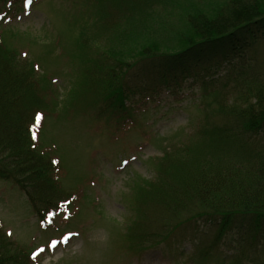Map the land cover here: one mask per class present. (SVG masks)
<instances>
[{"label": "trees", "instance_id": "trees-1", "mask_svg": "<svg viewBox=\"0 0 264 264\" xmlns=\"http://www.w3.org/2000/svg\"><path fill=\"white\" fill-rule=\"evenodd\" d=\"M19 1L0 0V21ZM148 1L89 0L86 7L100 26L94 39L105 29L117 35L110 40L106 33L107 40L93 54L70 46L74 82L65 101L49 74L40 71V62L24 59L16 36L0 27V181L6 186L0 199L19 195L35 217L49 214L48 226H54V219L65 216L73 193L62 184L54 144L40 137L45 123L68 118L69 111L86 113L93 106L99 115L108 113L106 125L114 129L131 119V97L146 91L139 89L133 72L143 75L148 61L175 66L192 51L204 49L213 60L221 58V76L212 72L199 78L202 118L188 136L167 144L149 180L134 181L130 208L136 217L127 234L138 246L199 222L205 227L203 245L191 252L187 264H264V29L260 36H244L251 26L264 27V0H196L188 4L189 10L180 3L171 11L182 22L171 34L177 46L159 38L131 37L138 34L132 27L139 25L134 20L138 9ZM126 21L128 27L122 26ZM120 28L127 30L123 41ZM237 34L245 41L234 39ZM61 36L54 41L64 49L68 44L63 41L61 46ZM237 41L240 46L234 49ZM219 43L225 50L219 52ZM160 75V85L168 90L176 86L172 78ZM212 86L216 91L208 90ZM223 242L229 244L227 253L220 249ZM32 252L20 248L0 220V264H36Z\"/></svg>", "mask_w": 264, "mask_h": 264}, {"label": "rangeland", "instance_id": "rangeland-1", "mask_svg": "<svg viewBox=\"0 0 264 264\" xmlns=\"http://www.w3.org/2000/svg\"><path fill=\"white\" fill-rule=\"evenodd\" d=\"M174 1L150 0L141 6L138 18L134 19L139 25L132 26L138 34L131 37L138 35L136 39L142 41L159 38L161 43L172 44L171 34L177 32L182 22L174 19L171 11L180 3L189 10L188 4L196 0ZM86 6L90 7L89 0H32L31 3L20 0L9 7L8 14L0 21L1 31L16 36L14 39L19 43L13 40L11 43H18L17 51H22L24 59L40 62V71L49 74L63 101L74 82L73 66L68 59L73 54L70 46L84 47L85 52L93 54L96 46L107 40H103L106 33L110 40L117 35L105 29L94 39L95 29L100 26ZM129 24L126 21L122 26ZM251 29V33L244 34L247 39L262 35L264 27L254 25ZM126 31L120 28L119 39ZM60 34L61 46L63 41L68 44L64 49L54 41ZM129 36L127 33L124 39ZM234 39L245 41L239 34ZM216 45L219 52L225 50L224 44ZM239 46L235 42L234 49ZM189 56L175 66L164 61H148L142 68L143 75L133 72L139 89L146 91L138 90V94L130 96L134 109L131 119H124L114 129L106 125H110L108 113L99 115L93 106L86 113L69 111L70 117L49 119L45 123L40 137L45 144H54L52 154L59 158L57 169L62 184L73 193L65 216L54 219V226H48L34 216L23 197L12 194L0 199V220L20 248L36 249V264H187L191 252L203 245L201 232L205 227L199 222L181 226L166 234L164 240L153 239L138 246L127 234L136 217L130 208L134 181L149 180L154 175L156 159L168 148L167 144L188 136L202 118L199 78H206L212 72L221 76V58L213 60L211 52L204 49L194 50ZM160 74L172 78L176 86L168 90L160 85ZM156 86L157 89L147 91ZM208 90L216 91V88L212 86ZM111 124H115L114 120ZM3 182L0 181L1 194L6 188ZM228 245L220 243V249L227 253Z\"/></svg>", "mask_w": 264, "mask_h": 264}, {"label": "snow or ice", "instance_id": "snow-or-ice-1", "mask_svg": "<svg viewBox=\"0 0 264 264\" xmlns=\"http://www.w3.org/2000/svg\"><path fill=\"white\" fill-rule=\"evenodd\" d=\"M32 2V0H29V3H31ZM36 120H37V123H39V120H40V117H39V115L36 117ZM34 139H35V137H33ZM9 235H11V233H9Z\"/></svg>", "mask_w": 264, "mask_h": 264}]
</instances>
